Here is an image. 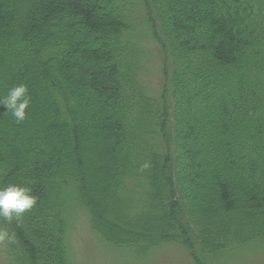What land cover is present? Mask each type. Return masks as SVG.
<instances>
[{
    "label": "trees",
    "instance_id": "obj_1",
    "mask_svg": "<svg viewBox=\"0 0 264 264\" xmlns=\"http://www.w3.org/2000/svg\"><path fill=\"white\" fill-rule=\"evenodd\" d=\"M17 84L0 187L37 203L0 218L15 264H71L79 222L127 258L264 246V0H0V99Z\"/></svg>",
    "mask_w": 264,
    "mask_h": 264
},
{
    "label": "rangeland",
    "instance_id": "obj_2",
    "mask_svg": "<svg viewBox=\"0 0 264 264\" xmlns=\"http://www.w3.org/2000/svg\"><path fill=\"white\" fill-rule=\"evenodd\" d=\"M147 67L145 80L152 88L159 90L158 80L154 77L155 59L142 60ZM73 228V229H72ZM68 255L71 264H194L190 253L183 246L160 245L149 254L146 259L133 258L126 252L101 242L89 228L83 227L82 222L68 225ZM2 241V239H0ZM12 244L0 245V264H15L20 254L13 250L14 257L6 261L5 248L10 251ZM258 244L243 245L232 250L227 249L219 258H212L208 264H264V246ZM15 248V247H14ZM11 253V252H10Z\"/></svg>",
    "mask_w": 264,
    "mask_h": 264
},
{
    "label": "clouds",
    "instance_id": "obj_3",
    "mask_svg": "<svg viewBox=\"0 0 264 264\" xmlns=\"http://www.w3.org/2000/svg\"><path fill=\"white\" fill-rule=\"evenodd\" d=\"M31 97L25 84H17L9 88L5 97L0 99V105L11 112L17 123L26 119V110L29 108ZM37 197L32 194L31 188L17 184L0 187V218L7 221L19 220L25 212L33 209Z\"/></svg>",
    "mask_w": 264,
    "mask_h": 264
}]
</instances>
